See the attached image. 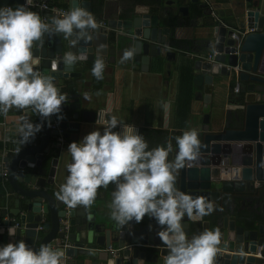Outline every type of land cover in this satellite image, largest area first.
Segmentation results:
<instances>
[{
    "label": "water",
    "instance_id": "water-1",
    "mask_svg": "<svg viewBox=\"0 0 264 264\" xmlns=\"http://www.w3.org/2000/svg\"><path fill=\"white\" fill-rule=\"evenodd\" d=\"M66 1L69 9L79 3L93 12L90 0ZM11 2L15 7L24 4V0H0V7ZM188 3H192L194 11L207 6L200 0H148L142 4L144 10L126 20H108L92 13L99 27L91 33V40H80L72 46L62 34H47L34 42L33 54L40 61L37 67L51 73L61 90V79L81 75L75 71V65L63 63L65 52L84 51L86 60L101 56L105 57L104 62H109L112 47L118 46V37L125 33L129 39L126 48L134 45L137 49L136 62L149 64L153 60L160 67L177 53L166 15L173 8L186 10ZM240 4V11L231 12L232 23L219 15L206 26L211 34V50L219 54L214 61L196 59L193 63L195 84L203 86L204 116L200 128L196 129L200 139L199 156L186 162L176 176L177 188L181 191L213 202L212 213L197 221L185 217L182 223L189 237L205 229H219L221 243L216 264H264V193H259L264 183V1L243 0ZM33 11L40 15L39 10ZM43 16L48 21L57 15L45 11ZM103 18L107 19L106 26ZM123 29L126 32L117 33ZM233 29L247 31L238 49L230 37ZM236 84L240 87L237 104L241 114L236 113L224 122L211 120L214 87L220 85L226 93ZM80 108L81 103L68 100L61 105V113L72 111L70 116L77 119ZM31 113L24 110L21 116L34 117L33 122L42 125L40 131L29 142L14 148L16 151L11 149L10 155L4 158L9 169V192L14 194L16 206L10 210L12 217L7 216L3 221L0 245L24 240L36 249L48 244L63 249L64 264H84L88 258L94 260L93 264H162L161 258L167 249L156 234L162 226L154 218L145 215L139 223L133 220L130 226L118 228L110 218L104 223L96 222L91 207H68L55 198L54 193L66 178L57 184L64 149L60 150L55 137L61 130L68 139V132L79 131L81 123L69 122L65 117L55 118L56 114L43 118ZM90 113L91 119L87 120L85 116ZM82 117L84 123L95 122L97 111L86 110ZM54 121L58 128L52 129L50 123ZM58 148L55 156L54 149ZM48 159L49 169L45 166ZM250 199L257 202L252 213H234L229 209L235 200ZM3 214L7 215L8 210L4 209ZM191 223H201L202 228L195 231L189 228ZM9 227L15 229V236L8 235ZM114 242L120 249L116 256L108 250Z\"/></svg>",
    "mask_w": 264,
    "mask_h": 264
},
{
    "label": "clouds",
    "instance_id": "clouds-1",
    "mask_svg": "<svg viewBox=\"0 0 264 264\" xmlns=\"http://www.w3.org/2000/svg\"><path fill=\"white\" fill-rule=\"evenodd\" d=\"M31 0L15 8L0 7V115L7 116L10 109L28 110L43 118L56 114L62 119L61 105L68 95L61 92L51 73L42 72L39 59L33 54L34 42L47 34H62L75 46L80 40H91V33L99 25L95 16L77 3L68 12L45 21L27 5ZM133 45L123 50L120 63L132 60L136 54ZM81 51L65 52V65L74 66L86 60ZM105 63L97 56L91 74L103 79ZM84 98L88 99L87 94ZM96 125L100 128L85 134L80 140L67 146L71 161L66 164L68 175L54 193L55 198L68 207H90L100 187L114 185L108 203L109 217L118 228L139 223L145 215L154 218L162 226L156 233L166 254L162 264H216L220 250L219 229H205L189 237L182 220L187 217L197 221L214 210L213 202L203 196L194 197L176 187V176L186 162L199 156L200 139L195 128L175 136L176 154L171 140L165 145L149 148L144 135L134 124H126L115 115L97 111ZM120 125V130H114ZM42 125L26 116L18 122L21 144L29 142ZM15 236V229H7ZM0 264H64V251L41 244L30 247L24 240L0 245Z\"/></svg>",
    "mask_w": 264,
    "mask_h": 264
},
{
    "label": "crops",
    "instance_id": "crops-1",
    "mask_svg": "<svg viewBox=\"0 0 264 264\" xmlns=\"http://www.w3.org/2000/svg\"><path fill=\"white\" fill-rule=\"evenodd\" d=\"M94 15H100L112 19L126 20L138 15V12L144 10L143 2L148 0H90ZM194 11L192 3L185 5L187 9L179 11L177 8L170 9L167 14L168 25L170 27V37L175 42L174 50L177 51L171 60L163 62V65L156 66L151 60L149 64L136 62L134 58L120 63V57L123 50L126 49V43L129 41L126 33L118 37V46L112 47L110 51V60L105 63L103 79L97 84L95 77L91 74V68L94 60L78 61L75 64V71L81 73L80 76L61 79V92L69 94L71 102L81 103L77 119L70 115L72 111L62 112V116L69 122L78 121L81 123L79 131L68 132L69 138L66 144L72 141L80 140L85 134L100 128L95 122L84 123L82 114L84 111H101L106 114L115 115L118 120L126 124H134L136 130L143 134L148 141L149 148L157 145H165L171 140L173 150L169 153V160L174 159L176 148L174 137L181 135L183 131L190 128L199 129L204 116L202 92L203 86H197L194 81L196 73L194 72L193 63L196 58L188 56L186 52L206 54L211 51L212 39L211 34L207 32L206 26L211 19H217L219 15L231 22V12L241 10L243 0H208L213 6L207 4ZM261 2L262 0H252ZM264 1V0H263ZM61 7L68 8L66 0H55L52 2ZM11 7L15 8V3L11 2ZM32 11L35 9H31ZM213 11L215 13H213ZM43 20L46 18L40 12ZM103 18V24L106 26V20ZM232 23V22H231ZM119 32H126L123 29ZM168 49V48H167ZM105 60V57H102ZM237 85V84H236ZM233 85L230 91L224 93L220 85L214 87L213 101L211 104V120L224 122L233 118L236 113L241 114L238 103V92H235ZM87 94L88 99L84 98ZM224 93V94H222ZM24 110L10 109L7 116L0 115V169L7 163L4 158L10 155V150L21 146L18 128V122ZM33 115V113H31ZM92 113L85 116L91 119ZM57 118V115H55ZM32 121L34 117L30 118ZM57 123V121H54ZM58 128V123L57 127ZM118 125L114 130H120ZM56 141L57 136L55 137ZM33 143L35 141H32ZM38 142V141H37ZM59 144V143H58ZM60 144L62 150L61 158L62 168L57 175L56 181L59 185L67 176L66 164L71 161L70 154L67 152V146ZM55 156H58L59 148L54 149ZM48 159L45 166L49 169ZM8 166V165H7ZM9 171V169H8ZM35 172V170L33 171ZM27 186V185H24ZM177 187V181H176ZM114 185L109 184L107 188L100 187L97 190V196L94 203L90 206L96 215V222L104 223L109 219L108 203L111 200V191ZM9 176L7 180L0 178V219L3 217H12L10 210L16 206V198L13 193L9 192ZM259 193H264V183L259 188ZM256 201L250 199L246 202L236 201L229 205L234 213H252ZM264 207V206H263ZM7 209L8 214H3ZM93 213V211H92ZM201 222V221H200ZM189 228L199 231L202 228L201 223H191ZM113 247L118 248L114 242ZM117 253L114 255L116 256ZM92 259H87L84 264H93ZM75 264H81L75 262Z\"/></svg>",
    "mask_w": 264,
    "mask_h": 264
},
{
    "label": "built area",
    "instance_id": "built-area-1",
    "mask_svg": "<svg viewBox=\"0 0 264 264\" xmlns=\"http://www.w3.org/2000/svg\"><path fill=\"white\" fill-rule=\"evenodd\" d=\"M207 2L209 6H211L210 2L208 0H204ZM25 2V0H24ZM30 9H37L40 12L44 13L45 11L52 12L56 14L57 16L68 12L70 9L61 7L57 4H53L49 2V0H31L30 4L27 5ZM213 9V6H211ZM213 13H215L213 11ZM247 31H242L241 29H233L230 37L235 40V47L238 49L241 46L242 39L245 37ZM188 56H192L196 59H203L207 61H214L215 57L219 54V52L215 49L211 50L210 52L206 54L201 53H192V52H186ZM221 65V64H220ZM235 92H238L240 90L239 84H237L234 88ZM50 127L52 129H55L57 127L56 122L50 123ZM58 143L63 146L66 144V139L63 137L62 131L60 130V134L57 136ZM16 151V150H15ZM9 176L8 166L5 165L3 168L0 169V178L3 180H7ZM7 219V217H3L0 219V229L3 228V221ZM109 252L113 255H115L120 249L110 246Z\"/></svg>",
    "mask_w": 264,
    "mask_h": 264
},
{
    "label": "trees",
    "instance_id": "trees-1",
    "mask_svg": "<svg viewBox=\"0 0 264 264\" xmlns=\"http://www.w3.org/2000/svg\"><path fill=\"white\" fill-rule=\"evenodd\" d=\"M95 80H96L97 84L101 82V80H97L96 78H95Z\"/></svg>",
    "mask_w": 264,
    "mask_h": 264
}]
</instances>
